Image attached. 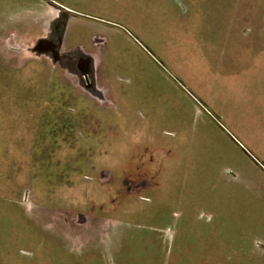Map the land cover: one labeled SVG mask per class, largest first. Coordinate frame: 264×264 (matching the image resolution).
<instances>
[{"label":"rangeland","instance_id":"1","mask_svg":"<svg viewBox=\"0 0 264 264\" xmlns=\"http://www.w3.org/2000/svg\"><path fill=\"white\" fill-rule=\"evenodd\" d=\"M85 1L91 53L0 0V264H264V0Z\"/></svg>","mask_w":264,"mask_h":264},{"label":"crops","instance_id":"2","mask_svg":"<svg viewBox=\"0 0 264 264\" xmlns=\"http://www.w3.org/2000/svg\"><path fill=\"white\" fill-rule=\"evenodd\" d=\"M36 5L39 11L36 14L32 13L31 17H50L49 19H51V23L53 25L52 28L49 30V34L47 37L57 38L61 40L64 39L65 48H68L70 51H72V49H78V47H81V49L86 53H91V50H93L92 46H95L93 43V39L96 37H105L104 32L97 33L93 30H86L85 28H82L80 26L81 23L91 25L92 23L98 24L106 23L108 21L97 18L99 16H96V14L92 12H87L91 10L90 7H88V5L86 4L85 0L83 1V3H80L77 8L71 6L70 3L66 1L58 0H36ZM77 22L79 23L78 26L76 24ZM117 32L122 33V31ZM65 38H67V40H65ZM110 43L111 47L113 48L115 42L109 41V44ZM96 49L97 47L94 48V50ZM103 53H105L106 56L104 57V59H100V62H103L105 65L101 64L95 69V72L97 74L103 73L101 71L107 69L108 64H112L114 60L113 55L115 54L112 53V49H110L107 53L105 51ZM150 82L152 81L150 80ZM142 83L145 87L144 92L148 91V93L145 94L143 97H140V102H146V107L144 109H139V107H132L128 105L126 110H117L118 112H120L121 117L125 119V134L128 135L129 141H141V138L143 136L142 134H146L150 130V127H148L151 126L150 118L158 116L157 110L155 108H157L156 101L161 99V94H154L150 92L151 90L147 88L145 81H143ZM79 86H86L84 80H81L79 82ZM87 97H89L90 100L93 102L100 101L103 103L111 99L109 96L105 95H103V97H97L96 95H88ZM127 101L132 102V99L130 98ZM103 112L106 115L107 113L111 112V110L103 109ZM159 115H161L160 117L162 118L164 117V114ZM151 139L152 138H150L149 136H146L147 141Z\"/></svg>","mask_w":264,"mask_h":264}]
</instances>
